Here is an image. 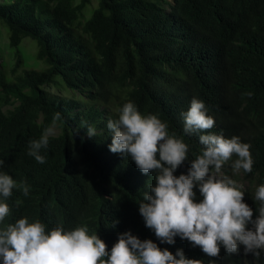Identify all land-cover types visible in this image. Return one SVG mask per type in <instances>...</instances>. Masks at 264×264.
<instances>
[{
  "label": "trees",
  "instance_id": "16d2710c",
  "mask_svg": "<svg viewBox=\"0 0 264 264\" xmlns=\"http://www.w3.org/2000/svg\"><path fill=\"white\" fill-rule=\"evenodd\" d=\"M89 5L90 0H0V22L15 50L14 76L0 74V172L29 187L28 196L14 188L11 197H0L10 207L0 228L21 218L43 223L46 232L83 226L108 251L130 231L201 264H264V250L257 258L245 254L243 245L231 254L221 245L219 255L209 257L179 236L174 244L162 243L139 214L155 172L144 174L130 157L112 153L107 128L127 102L142 115H157L169 135L188 145L177 177L187 175L200 154L199 135L239 137L250 144L254 162L251 173L239 172L246 186L238 185L231 168L235 156L220 175L244 191L255 220L259 203L252 197L264 184V0H97L85 11ZM24 39L36 43L40 70L21 68L17 49ZM62 89L71 95L56 94ZM194 98L215 125L189 135L182 114ZM57 112L58 134L50 135L40 152L46 162L38 163L28 155L29 143L54 126ZM89 127L95 136L87 135ZM194 191L200 202L198 186Z\"/></svg>",
  "mask_w": 264,
  "mask_h": 264
},
{
  "label": "clouds",
  "instance_id": "9594fccd",
  "mask_svg": "<svg viewBox=\"0 0 264 264\" xmlns=\"http://www.w3.org/2000/svg\"><path fill=\"white\" fill-rule=\"evenodd\" d=\"M182 115L185 134L205 133L215 125L214 119L206 114L205 104L195 98ZM60 119V113H55L53 124ZM107 128L112 133L109 145L112 153L130 157L144 174L155 172V185H149V191L144 193L139 214L162 243L174 244V238L179 236L209 257H217L221 245L229 254L243 245L245 254L260 256L264 250V184L256 188L252 197L259 203L258 216L253 220V209L243 202L244 191L233 179L219 175L233 156L234 173L240 170L251 173L254 162L250 144L242 143L236 136L201 134L200 154L191 161L187 175L177 177L174 172L188 159V145L174 134L169 135L167 123L157 115H142L134 103L127 102L119 110L118 119L107 122ZM53 133L54 129L49 127L38 140L30 141L28 155L38 163L46 162L40 152L48 147ZM87 135L95 136V129L87 128ZM3 164L0 160V167ZM197 186L200 202L195 199ZM14 188L22 190L24 196L29 195L25 183L18 184L12 176L0 172V197L4 200L11 197ZM4 200H0V223L10 214ZM249 223L252 230L247 227ZM0 261L2 264H201L198 259L186 258L180 249L173 255L152 240L141 241L130 231L120 234L108 251L106 243L97 234L90 235L86 227L65 231L58 226L46 232L43 223H29L27 218L0 228Z\"/></svg>",
  "mask_w": 264,
  "mask_h": 264
},
{
  "label": "rangeland",
  "instance_id": "374dc122",
  "mask_svg": "<svg viewBox=\"0 0 264 264\" xmlns=\"http://www.w3.org/2000/svg\"><path fill=\"white\" fill-rule=\"evenodd\" d=\"M97 0H90V5L86 8L85 11H88L90 8H93L96 6ZM18 54L20 55L22 59V65L21 68H30L34 70H40L44 64L41 61H38L35 58L36 53V43L30 39H24L20 46L17 49ZM14 52L15 50L11 48L8 44V33L2 22H0V74H3L8 79H11L14 75L11 73V69L13 67L14 63ZM21 68H19L16 72L19 73ZM54 91V90H53ZM56 94L59 95H66L69 96L71 93L67 90H56ZM54 129L53 136L58 134V129L54 125L52 126ZM223 170V167L221 171ZM220 175V174H219ZM222 176V175H221ZM238 179V185L241 187H245L246 184L242 181L241 175L237 174Z\"/></svg>",
  "mask_w": 264,
  "mask_h": 264
},
{
  "label": "bare ground",
  "instance_id": "6f19581e",
  "mask_svg": "<svg viewBox=\"0 0 264 264\" xmlns=\"http://www.w3.org/2000/svg\"><path fill=\"white\" fill-rule=\"evenodd\" d=\"M231 173V172H230ZM178 241V240H177ZM189 248V247H188ZM187 252V251H186Z\"/></svg>",
  "mask_w": 264,
  "mask_h": 264
}]
</instances>
